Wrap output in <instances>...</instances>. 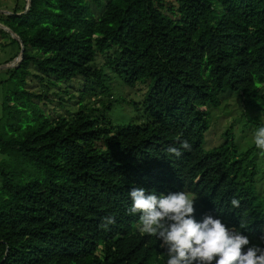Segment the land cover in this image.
Returning a JSON list of instances; mask_svg holds the SVG:
<instances>
[{"label":"trees","instance_id":"obj_1","mask_svg":"<svg viewBox=\"0 0 264 264\" xmlns=\"http://www.w3.org/2000/svg\"><path fill=\"white\" fill-rule=\"evenodd\" d=\"M31 2L26 14L25 4L0 13L25 48L0 117V264H166L160 241L127 213L134 187L187 192L198 221L243 222L257 242L264 152L240 154L230 132L204 144L209 108L225 96L258 112L244 127H264V0H109L99 17L87 0ZM107 69L130 87L152 81L134 104L141 118L113 124ZM29 77L65 86L79 110L51 120ZM183 140L190 150L168 153Z\"/></svg>","mask_w":264,"mask_h":264},{"label":"clouds","instance_id":"obj_2","mask_svg":"<svg viewBox=\"0 0 264 264\" xmlns=\"http://www.w3.org/2000/svg\"><path fill=\"white\" fill-rule=\"evenodd\" d=\"M255 146L264 152V127L255 133ZM181 149L190 150L187 140L180 147H169L176 157ZM132 201L127 213L139 215L140 230L160 241L166 250V264H264V235L257 242L245 235L240 227H229L221 218L205 214L195 218L196 199L187 192L167 194L134 187L129 192ZM232 208L240 207V200H231ZM115 224V218H103L101 227Z\"/></svg>","mask_w":264,"mask_h":264},{"label":"rangeland","instance_id":"obj_3","mask_svg":"<svg viewBox=\"0 0 264 264\" xmlns=\"http://www.w3.org/2000/svg\"><path fill=\"white\" fill-rule=\"evenodd\" d=\"M108 1L98 0L97 3L93 0H87L96 17L100 16L103 5L105 7ZM24 4H27V0H0V11L12 12L16 6L21 8ZM19 45L20 44L6 32L0 35V67L12 64L19 57H17V55L20 54ZM16 66H18V64H16ZM8 70L10 69H0V117L2 116L4 100L8 96L10 90L14 88L13 83L9 81L10 74ZM105 74L108 76V84H110L111 88H114L112 98L117 101L109 114L113 124L118 126L126 125L133 119L141 118L142 114H138L135 111L134 104L141 106L152 86V81L147 80L137 83L134 87H130L121 79L117 77L114 79L113 74L108 71V69ZM45 84H41L38 80L34 79V77H29L27 79L26 89L36 95H45L42 102L38 103L51 120H56L61 116H72L79 110L78 101L74 99L72 93L68 96L62 94L65 86L48 88ZM98 101L94 97L90 100L91 104L95 103L94 106L96 107L99 106ZM255 110L254 107H249L246 110L236 96L231 99L225 96L219 108H209V129L205 134V150L210 151L223 144L228 132H230L231 140H233L240 154L250 149L255 144L254 140L257 129H255L253 125L248 127L244 126L249 118L256 116L258 112ZM261 152L260 150L259 153ZM259 160L262 159L259 158ZM258 187L264 192V180L258 184ZM189 195L190 197H194L191 194Z\"/></svg>","mask_w":264,"mask_h":264},{"label":"water","instance_id":"obj_4","mask_svg":"<svg viewBox=\"0 0 264 264\" xmlns=\"http://www.w3.org/2000/svg\"><path fill=\"white\" fill-rule=\"evenodd\" d=\"M31 5H32L31 0H27V4H26V9H25V11H24L23 13L18 14V16L28 13V11H29L30 8H31ZM0 13H1V14H4V15H6V16H11V15H13V13H11V12L0 11ZM0 29H2L3 31H5L7 34H9L12 38H14V39L20 44V48H21V50H20L19 57H18V58L12 63V64H7V65H5V66H3V67H0V69H14V68L17 67L16 64L19 65V64L22 62V60H23V55H24V50H25V48H24V44H23L22 40L20 39V37H19L17 34H15V33H14L11 29H9L8 27H6V26L0 24Z\"/></svg>","mask_w":264,"mask_h":264}]
</instances>
